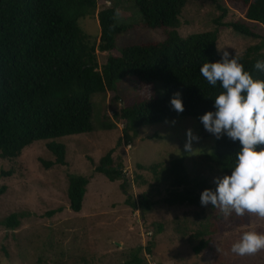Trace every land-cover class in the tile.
Instances as JSON below:
<instances>
[{
    "label": "trees",
    "instance_id": "obj_1",
    "mask_svg": "<svg viewBox=\"0 0 264 264\" xmlns=\"http://www.w3.org/2000/svg\"><path fill=\"white\" fill-rule=\"evenodd\" d=\"M106 1L109 7L96 12L97 0H0L1 158H17L32 143L50 141L46 147L55 159L42 165L47 169L54 165L65 166V146L51 140L92 132V97L115 92V83L129 77L149 88L150 94L135 98L114 113L115 119L123 122L122 136L115 148L130 146L141 128L173 119H196L203 127L198 118L215 111L214 99L222 91L219 83L213 87L200 75L204 63L221 59L216 48L219 27L259 39L247 24L264 25V0H224L245 8L244 20L230 23L222 22L228 10L220 0H131L140 14V26L149 30L163 29L165 38L124 46L120 55H109L101 66L96 52H113L116 38L139 25L115 21L113 16L121 0ZM190 1L211 3L220 15L213 21V30L181 37L177 32L180 15ZM95 16L99 27L97 41L80 26V21ZM262 49L263 44L253 45L239 55V62L257 80H264V72L254 68L257 61L264 60ZM155 92L159 96H153ZM176 92L182 94L185 107L182 114L170 106ZM240 148L238 141L233 142L224 135L215 140L213 151L203 158L216 168L217 177L231 175ZM259 148L264 145L257 150ZM114 151H108L94 168L96 174L110 182L124 178L122 164H114L111 159ZM137 168L152 173L154 185L150 188L164 185L166 196L161 203L169 207H200L201 193L215 188L214 183L209 184L205 179H191L181 159L171 161L166 167L153 163ZM1 174L9 176L11 172ZM135 179L142 181L139 175ZM88 183L86 177L68 176L67 199L72 212L81 211ZM4 189H0V195ZM126 204L144 216L157 202L142 193L136 200L128 197ZM60 211L57 209L48 215ZM19 224L17 214L0 221V225L10 230H15ZM160 230L161 227L156 226L154 233ZM203 235L198 232L195 238ZM209 241H201L194 251L208 247ZM152 246L150 242L146 247L147 254L151 253ZM139 250L126 264H146L137 256Z\"/></svg>",
    "mask_w": 264,
    "mask_h": 264
},
{
    "label": "rangeland",
    "instance_id": "obj_2",
    "mask_svg": "<svg viewBox=\"0 0 264 264\" xmlns=\"http://www.w3.org/2000/svg\"><path fill=\"white\" fill-rule=\"evenodd\" d=\"M227 7L223 23L242 22L245 8L240 4ZM106 0H97L96 12L109 7ZM119 9L122 24L138 25L140 14L131 0H121ZM220 13L208 2L190 1L180 15L177 29L181 37L213 30V21ZM81 28L96 41L99 27L96 16L80 21ZM259 39L241 36L229 28L219 27L216 48L239 55L253 45L263 44L264 25L248 23ZM165 30L146 29L140 24L116 38L111 53L96 52L99 65L109 55H120L129 44L161 41ZM219 55H221L219 53ZM149 88L139 85L133 77L115 83V92L92 97L91 123L93 131L87 134L54 139L65 146V166L49 169L42 162H52L55 157L46 145L50 141L34 142L24 148L14 159L0 157V221L17 214L20 221L15 230L0 225V264H126L139 248L137 256L146 264H262L264 251L251 256H237L231 246L245 231L264 233V219L256 216L238 217L234 213L225 218L210 205L205 207L175 206L161 203L166 196L164 185L152 189L153 175L139 170L138 165L149 167L159 163L163 167L173 160L184 161L191 179H205L212 184L217 170L204 160L213 151L215 136L192 118H178L139 130L130 146L116 147L122 136L123 122L114 113L132 100L147 97ZM153 96H159L157 92ZM172 121H176L173 126ZM192 129L200 137L193 141V152L185 150L186 132ZM114 164L121 163L124 178L110 182L94 172L99 160L110 150ZM1 172H11L2 176ZM79 175L89 179L82 209L74 213L67 199L68 176ZM139 175L142 181H136ZM199 182V180H197ZM121 185H124L123 187ZM148 194L157 204L142 216L139 210L126 204L128 197L136 200ZM60 212L48 215L51 211ZM156 226L161 230L155 234ZM198 232L203 237L195 238ZM211 239V241H209ZM201 241H209L200 252L194 248ZM152 242L151 253L146 247Z\"/></svg>",
    "mask_w": 264,
    "mask_h": 264
},
{
    "label": "clouds",
    "instance_id": "obj_3",
    "mask_svg": "<svg viewBox=\"0 0 264 264\" xmlns=\"http://www.w3.org/2000/svg\"><path fill=\"white\" fill-rule=\"evenodd\" d=\"M121 10H115L113 19L119 21ZM221 59L204 63L200 75L213 87L222 91L215 97V111H208L198 119L204 129L216 139L226 135L233 142H239L240 151L231 175L215 177L214 189H205L200 204L211 205L225 217L233 213L238 217L256 216L264 219V80L254 79L239 62V54L233 57L229 51L220 50ZM264 72V60L254 65ZM182 94L176 92L170 100L171 108L178 114L185 111ZM176 121H172L173 126ZM200 137L192 129L186 132L185 150L193 152V141ZM264 251V233L245 231L232 244L231 252L237 256H251Z\"/></svg>",
    "mask_w": 264,
    "mask_h": 264
}]
</instances>
